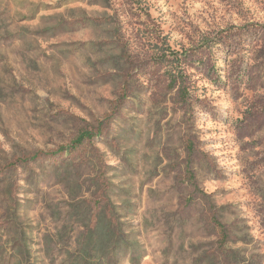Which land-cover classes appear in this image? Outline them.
<instances>
[{"label":"rangeland","instance_id":"1","mask_svg":"<svg viewBox=\"0 0 264 264\" xmlns=\"http://www.w3.org/2000/svg\"><path fill=\"white\" fill-rule=\"evenodd\" d=\"M254 233L264 0H0V264H261Z\"/></svg>","mask_w":264,"mask_h":264},{"label":"crops","instance_id":"2","mask_svg":"<svg viewBox=\"0 0 264 264\" xmlns=\"http://www.w3.org/2000/svg\"><path fill=\"white\" fill-rule=\"evenodd\" d=\"M254 234H256L257 240L264 241L263 239L264 234H261V233H254ZM259 250L261 251V253H259L258 257L263 260L261 264H264V244L261 246V248H259Z\"/></svg>","mask_w":264,"mask_h":264},{"label":"trees","instance_id":"3","mask_svg":"<svg viewBox=\"0 0 264 264\" xmlns=\"http://www.w3.org/2000/svg\"><path fill=\"white\" fill-rule=\"evenodd\" d=\"M84 137H81L79 140L82 141Z\"/></svg>","mask_w":264,"mask_h":264}]
</instances>
